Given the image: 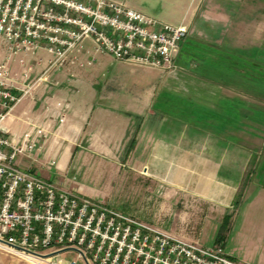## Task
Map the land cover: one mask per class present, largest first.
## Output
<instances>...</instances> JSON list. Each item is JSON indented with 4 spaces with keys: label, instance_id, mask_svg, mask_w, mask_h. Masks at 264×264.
I'll return each mask as SVG.
<instances>
[{
    "label": "crops",
    "instance_id": "1",
    "mask_svg": "<svg viewBox=\"0 0 264 264\" xmlns=\"http://www.w3.org/2000/svg\"><path fill=\"white\" fill-rule=\"evenodd\" d=\"M188 2L173 25L184 26L187 35L172 68L115 61L85 40L82 50H73L61 67L44 75L46 81L36 82L37 69L43 72L50 59L40 50L23 58L30 68L25 83L33 87L3 126L15 141L31 134V157L20 156L16 163L22 170L33 167L30 172L55 187L73 147L122 151L143 179L157 186L162 201H184L194 217H218V227L227 215L230 227L239 220L256 260L244 252L235 254L236 260L264 264V0ZM154 13L165 14L162 8ZM18 59L13 57L10 67L20 77ZM125 76L137 79L127 82ZM89 78L92 88L86 87ZM57 87L64 89L63 98L41 97L43 89ZM121 95L130 98L129 108L119 106ZM41 133L49 137L48 152H62L54 172L43 167L52 162L40 155ZM150 229L169 234L163 227ZM0 264L23 263L0 253Z\"/></svg>",
    "mask_w": 264,
    "mask_h": 264
},
{
    "label": "built area",
    "instance_id": "2",
    "mask_svg": "<svg viewBox=\"0 0 264 264\" xmlns=\"http://www.w3.org/2000/svg\"><path fill=\"white\" fill-rule=\"evenodd\" d=\"M186 35L184 26L161 22L117 0H0L1 251L34 256L43 264H243L230 258L222 244L198 247L153 231L20 169L17 159L32 155V136L25 133L15 141L3 126L33 87L25 83L27 56L43 50L50 57L36 82L46 81L44 75L61 67L73 50H82L85 40L115 61L170 69ZM13 57L23 68L20 77L12 74Z\"/></svg>",
    "mask_w": 264,
    "mask_h": 264
},
{
    "label": "rangeland",
    "instance_id": "3",
    "mask_svg": "<svg viewBox=\"0 0 264 264\" xmlns=\"http://www.w3.org/2000/svg\"><path fill=\"white\" fill-rule=\"evenodd\" d=\"M117 1L122 3L125 1L129 7L139 8L143 14L162 19V21H166V23L172 25L178 22L181 15L185 13V7L189 3V0ZM158 8H162L165 14L160 17L157 16L154 10ZM46 65H48V61H46ZM44 71L42 72L37 69L36 78L42 76ZM133 79L137 78L134 76L123 77V80L127 82H132L134 81ZM88 80L86 87H94L91 79L89 78ZM145 80L147 81V79H142L141 83H144ZM137 82L140 81L138 80ZM80 88L84 90V86L81 85ZM128 91L130 90L128 89ZM64 96V89L60 90L59 87L51 91L43 89L41 95V97H55V99H61ZM118 102L119 106L124 108H129L131 105L130 98L123 97V95L120 96ZM41 134L40 137H37L36 141V144L39 142L37 147L40 148V155L49 157L51 159L49 162L56 163V165L48 163L43 167L54 172V168L57 165L59 166L62 152H48L47 140L49 137L45 138L43 133ZM69 155L68 164L63 169H58L60 175H58L56 187L63 191L77 196L80 194L79 197L81 196L82 198L104 205L121 216L138 223H143L149 229H154L155 226L163 227L169 233L164 234L183 242H189L198 247H207L225 242L226 251L232 252L233 257L226 253L230 258L236 260L235 254L244 252L246 255L249 254L248 256L252 257L253 260H256V256L254 257L252 254L251 245L247 243L246 238L242 235L243 233L239 232V220L234 218L231 227L229 220L228 227L220 230L219 227L223 219L219 220L218 227V223L215 224L218 217H194L190 215L187 208H184V201H162L159 198V193L156 191L157 186L143 179L139 170L131 166L129 161L125 160V154L122 151H118L117 153H92L73 147ZM30 170L34 171V168L30 167ZM208 220H213V223H206ZM0 253L9 258L12 256L16 260H19L20 263L29 264L17 256H8L1 250ZM71 256L73 254L67 255V257ZM236 261L246 264L238 259Z\"/></svg>",
    "mask_w": 264,
    "mask_h": 264
},
{
    "label": "trees",
    "instance_id": "4",
    "mask_svg": "<svg viewBox=\"0 0 264 264\" xmlns=\"http://www.w3.org/2000/svg\"><path fill=\"white\" fill-rule=\"evenodd\" d=\"M180 48H182V43H181ZM229 220H230V216H229V215L225 216V217L223 218L222 224L220 225L219 229H220V230H223V229H225L226 227H228V225H229Z\"/></svg>",
    "mask_w": 264,
    "mask_h": 264
},
{
    "label": "bare ground",
    "instance_id": "5",
    "mask_svg": "<svg viewBox=\"0 0 264 264\" xmlns=\"http://www.w3.org/2000/svg\"><path fill=\"white\" fill-rule=\"evenodd\" d=\"M18 255H20V256H22V257H25V258H32V259H35V260H39V261H41L42 263L45 262V261H43L42 259L37 258V257H34V256H28V255H23V254H18Z\"/></svg>",
    "mask_w": 264,
    "mask_h": 264
}]
</instances>
